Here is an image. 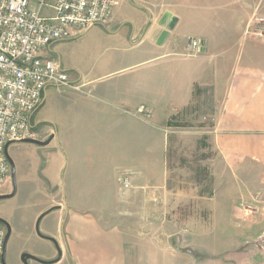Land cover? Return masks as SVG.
<instances>
[{"label":"crops","instance_id":"0c3cea01","mask_svg":"<svg viewBox=\"0 0 264 264\" xmlns=\"http://www.w3.org/2000/svg\"><path fill=\"white\" fill-rule=\"evenodd\" d=\"M257 18L264 0H117L109 26L93 29V51L104 46V54L71 69V86L52 96L58 150L38 189L42 213L56 208L42 232L58 249L46 240L33 254L50 260L60 250L57 264H264ZM191 39L205 51L190 55ZM206 95L201 129L215 158L214 195L200 196L197 214L175 213L191 204L192 188L171 180L166 127ZM41 108L34 127L45 121Z\"/></svg>","mask_w":264,"mask_h":264},{"label":"built area","instance_id":"2783aa9c","mask_svg":"<svg viewBox=\"0 0 264 264\" xmlns=\"http://www.w3.org/2000/svg\"><path fill=\"white\" fill-rule=\"evenodd\" d=\"M116 4L117 0H0V194L11 180L6 146L34 137L33 118L49 88L72 84L62 62L44 53L97 26H109ZM256 22L262 26L264 18ZM189 49L196 55L206 45L191 39ZM138 113L150 115L144 106ZM6 237L7 228L0 223V264Z\"/></svg>","mask_w":264,"mask_h":264},{"label":"rangeland","instance_id":"374dc122","mask_svg":"<svg viewBox=\"0 0 264 264\" xmlns=\"http://www.w3.org/2000/svg\"><path fill=\"white\" fill-rule=\"evenodd\" d=\"M93 29L80 37L53 45L44 54L61 61L64 68L73 77L75 72L71 69L80 65L86 70L89 61L93 62L95 57L104 54V46L96 52L93 51V43L99 36ZM48 92L45 107L41 108L42 111L38 114L37 119L45 121L35 125V135L32 138L43 142L54 137L56 128L54 121L57 119V114L59 115L56 104L52 102L53 94L59 93L58 89L49 88ZM210 100L209 95L204 96L202 100L183 111L166 127L170 136L167 160L171 180L175 183H185L186 187L191 184L192 188L191 204L174 207L173 212L175 213L197 214L204 207L203 202L199 199L200 196L207 197L210 201L214 195L216 176L212 168L215 158L210 143L207 141V135L202 134L204 130L201 129L208 123L204 117L211 112ZM57 150L56 140L46 147L17 142L9 148V155L16 167L17 193L12 198L0 201V217L4 218L14 229L6 256L7 264L15 263L21 253L33 254L47 250L48 242L38 237L36 233V223L42 214L41 206L45 201L38 188L44 184L43 169L45 164L50 162L52 153ZM223 175L225 180L230 182L231 177L229 179L226 174ZM13 191L14 181L11 172V180L3 187L0 195H10ZM243 208L242 206L241 209ZM46 219L41 222V232ZM213 225V222H208V228H213ZM54 248L56 250L55 246Z\"/></svg>","mask_w":264,"mask_h":264},{"label":"water","instance_id":"95a60500","mask_svg":"<svg viewBox=\"0 0 264 264\" xmlns=\"http://www.w3.org/2000/svg\"><path fill=\"white\" fill-rule=\"evenodd\" d=\"M54 139V137H50L49 140L43 142V141H38V140H35V139H25L23 141H21V143H28V144H33V145H37V146H40V147H46L48 146L52 140ZM14 143H9L7 146H6V149H5V153H6V157L7 159L9 160L10 164H11V169H12V177H13V181H14V191L12 194L10 195H0V201L2 200H6V199H9V198H12L16 195L17 193V187H16V167H15V164L13 162V160L11 159L10 155H9V148L11 145H13ZM56 208H52L44 213H42L40 215V217L38 218L37 220V223H36V233L38 235V237H40L41 239H45V240H48L52 243H54L56 246H57V242L55 241V239L51 238V237H47L45 236L41 230H40V225H41V222L42 220L48 215L50 214L51 212H53ZM0 223L2 225H4L6 228H7V237H6V243H5V250H4V255H3V261H4V264H7L6 263V254H7V244L11 238V235H12V229H11V226L9 225V223L4 220L3 218L0 217ZM57 249H58V246H57ZM58 253H59V257L53 261H43L42 259H39L38 257H35L31 254H24L23 255V258H27V259H33L39 263H42V264H57L61 259H62V253L60 250H58Z\"/></svg>","mask_w":264,"mask_h":264},{"label":"flooded vegetation","instance_id":"af4514ba","mask_svg":"<svg viewBox=\"0 0 264 264\" xmlns=\"http://www.w3.org/2000/svg\"><path fill=\"white\" fill-rule=\"evenodd\" d=\"M54 244V243H53ZM54 246L56 247L57 249V246L54 244ZM27 253V252H26ZM25 252L24 253H21L19 258L15 261V263H8V264H42V263H39L33 259H27V258H23V255L26 254ZM27 254H30V253H27ZM35 257H38L34 254H31ZM59 257V253L57 254V256L54 258V259H50V260H43L42 258L38 257L39 259H42L43 261H53L55 259H57ZM7 263V262H6Z\"/></svg>","mask_w":264,"mask_h":264}]
</instances>
